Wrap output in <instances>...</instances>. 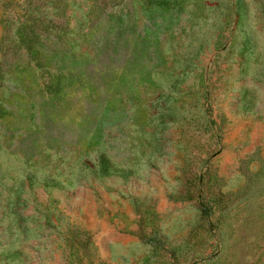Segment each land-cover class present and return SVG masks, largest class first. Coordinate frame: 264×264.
Masks as SVG:
<instances>
[{
	"label": "rangeland",
	"instance_id": "obj_1",
	"mask_svg": "<svg viewBox=\"0 0 264 264\" xmlns=\"http://www.w3.org/2000/svg\"><path fill=\"white\" fill-rule=\"evenodd\" d=\"M0 264H264V0H0Z\"/></svg>",
	"mask_w": 264,
	"mask_h": 264
}]
</instances>
